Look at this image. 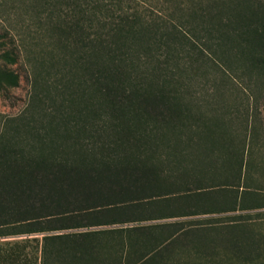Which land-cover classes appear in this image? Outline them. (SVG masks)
Returning <instances> with one entry per match:
<instances>
[{
    "label": "trees",
    "instance_id": "trees-1",
    "mask_svg": "<svg viewBox=\"0 0 264 264\" xmlns=\"http://www.w3.org/2000/svg\"><path fill=\"white\" fill-rule=\"evenodd\" d=\"M29 1L66 73L54 83L61 103L52 112L0 134V238L15 237L0 240V264H38L39 240L17 238L36 232L44 233L41 264L47 251L53 264H156L152 253L170 237L150 225L91 228L198 214L179 205L175 213L162 205L156 216L145 209L152 189L163 187L167 168L154 158L165 133L187 122L166 75L180 52L230 37L232 75L252 89L240 67L264 69V0ZM0 55L15 61L7 50ZM18 83L0 67V91ZM261 207L245 204L242 193L230 210ZM68 229L75 231L57 232ZM233 242L234 253L243 251L240 239Z\"/></svg>",
    "mask_w": 264,
    "mask_h": 264
},
{
    "label": "rangeland",
    "instance_id": "rangeland-1",
    "mask_svg": "<svg viewBox=\"0 0 264 264\" xmlns=\"http://www.w3.org/2000/svg\"><path fill=\"white\" fill-rule=\"evenodd\" d=\"M31 3L0 0V54L7 50L15 56L10 62L0 55V67L19 75L17 86L0 91V134L21 122L19 119H39L44 110L52 112L61 103L54 83L58 85L66 73L65 61L54 57L58 50L36 23L37 10ZM183 12L190 17L189 10ZM204 42L198 49L191 46L176 55L166 75L173 80L167 89L174 96L176 92L187 122L179 124L177 131L165 133V144L154 158L165 162L167 168L162 174L163 187L153 188L145 205L154 216L162 205L171 213L177 212L179 205L186 214H198L91 229L150 225L153 234L170 237L152 253L149 263L264 264V207L230 210L242 193L245 204H264V69L240 67L255 81L250 89L230 70L236 62L230 37L223 40L222 48L214 41ZM208 48L215 53L206 51ZM196 126L203 132L200 136L194 134ZM210 128L213 131L209 132ZM191 136L198 137V142L190 143ZM157 190L160 193L155 194ZM196 198L201 201L193 202ZM234 238L244 245L238 254L233 251ZM51 259L47 251L44 262L53 264Z\"/></svg>",
    "mask_w": 264,
    "mask_h": 264
},
{
    "label": "crops",
    "instance_id": "crops-1",
    "mask_svg": "<svg viewBox=\"0 0 264 264\" xmlns=\"http://www.w3.org/2000/svg\"><path fill=\"white\" fill-rule=\"evenodd\" d=\"M230 186V185H229ZM228 212H230V211H228ZM70 231H75L74 229H68V230H59V231H57L58 233H63V232H70ZM43 235H44V233H39V232H36V233H30V234H28V233H26V234H22V235H20L19 237H17V238H20V239H27V240H32L33 238H37L38 240H39V242H40V245H39V249H38V256H39V260H38V264H41V258H40V256H41V253H40V251H41V244H42V239H43ZM3 240H13V239H15V237H4V238H2ZM33 245V244H32ZM34 246V245H33ZM29 249H31V243H28L27 244V251L29 250Z\"/></svg>",
    "mask_w": 264,
    "mask_h": 264
}]
</instances>
